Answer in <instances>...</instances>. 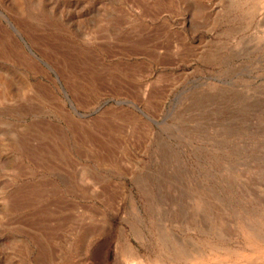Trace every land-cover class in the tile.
I'll return each instance as SVG.
<instances>
[{
	"label": "rangeland",
	"instance_id": "obj_1",
	"mask_svg": "<svg viewBox=\"0 0 264 264\" xmlns=\"http://www.w3.org/2000/svg\"><path fill=\"white\" fill-rule=\"evenodd\" d=\"M129 248L264 264V0H0V264Z\"/></svg>",
	"mask_w": 264,
	"mask_h": 264
},
{
	"label": "bare ground",
	"instance_id": "obj_2",
	"mask_svg": "<svg viewBox=\"0 0 264 264\" xmlns=\"http://www.w3.org/2000/svg\"><path fill=\"white\" fill-rule=\"evenodd\" d=\"M30 49L32 50L33 47H31L29 45ZM35 54V53H34ZM34 56V55H33ZM37 58V57H36ZM48 64V63H47ZM248 228V226H247ZM245 231H247L245 229ZM256 231V229L254 230V232ZM251 232V231H250ZM250 234V233H249ZM251 236V235H250ZM253 236V235H252ZM256 236H261V235H256ZM255 238V237H254ZM131 245V244H130ZM129 247V246H128ZM132 247V246H130ZM264 251V250H263ZM196 256V255H195ZM194 258H192V260H194L195 262H193L192 264H224L225 261L227 262V260L223 259V260H218V261H213V257L212 256H208V255H201V256H196ZM189 258V257H188ZM191 258V257H190ZM189 258V260H190ZM126 259L129 263L131 264H144V259L143 257L140 255V253L137 252V249H133V248H129V251L126 255Z\"/></svg>",
	"mask_w": 264,
	"mask_h": 264
},
{
	"label": "water",
	"instance_id": "obj_3",
	"mask_svg": "<svg viewBox=\"0 0 264 264\" xmlns=\"http://www.w3.org/2000/svg\"><path fill=\"white\" fill-rule=\"evenodd\" d=\"M67 98H68V101L70 102V105H71V107L74 109V111H76V112H77V110L75 109V107H74V105H73L72 101L69 99V97H68V96H67ZM77 113H79V112H77Z\"/></svg>",
	"mask_w": 264,
	"mask_h": 264
}]
</instances>
